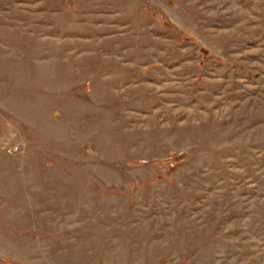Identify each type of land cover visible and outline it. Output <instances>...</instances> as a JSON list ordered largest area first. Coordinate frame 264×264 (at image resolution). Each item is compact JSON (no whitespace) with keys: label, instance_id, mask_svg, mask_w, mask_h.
<instances>
[{"label":"rangeland","instance_id":"1","mask_svg":"<svg viewBox=\"0 0 264 264\" xmlns=\"http://www.w3.org/2000/svg\"><path fill=\"white\" fill-rule=\"evenodd\" d=\"M0 264H264V0H0Z\"/></svg>","mask_w":264,"mask_h":264}]
</instances>
